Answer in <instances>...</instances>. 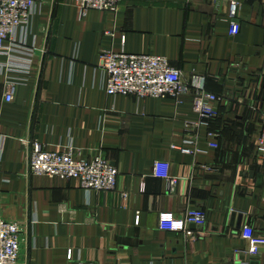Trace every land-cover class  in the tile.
<instances>
[{"label": "crops", "instance_id": "crops-1", "mask_svg": "<svg viewBox=\"0 0 264 264\" xmlns=\"http://www.w3.org/2000/svg\"><path fill=\"white\" fill-rule=\"evenodd\" d=\"M229 1L124 0L116 14L81 17L75 0H38L26 47L18 33L0 56V216L24 226L21 264H251L249 238H264V0H239L236 20ZM106 51L168 58L185 82L224 97L216 118L201 125L191 96H109ZM35 141L80 160L101 154L120 173L116 190L31 176ZM156 162L176 186L154 178ZM187 208L205 210L207 226L161 230L162 212Z\"/></svg>", "mask_w": 264, "mask_h": 264}, {"label": "built area", "instance_id": "built-area-1", "mask_svg": "<svg viewBox=\"0 0 264 264\" xmlns=\"http://www.w3.org/2000/svg\"><path fill=\"white\" fill-rule=\"evenodd\" d=\"M37 2L38 0H0V56H10L17 47H26L28 28L36 13ZM123 2L124 0H75L81 17L93 10L116 14ZM240 7L239 0L229 1V16L232 20H236ZM239 32L240 25L233 22L230 34L236 36ZM18 33L21 40L16 47L14 40ZM7 43L11 45L7 46ZM100 69L106 78L104 90L112 97L162 100L171 98L180 104L184 97L191 96L193 110L199 115L201 125L208 126L216 118L215 104L224 100V97L208 92L200 81L196 84L185 82L182 73L164 56L106 51L100 56ZM14 92L13 86L5 97L7 102H12ZM261 126L262 133L258 139L257 151L264 160V117ZM210 137L213 138L214 135L210 134ZM211 146L218 147L216 144ZM184 152L192 153L189 150ZM28 159L31 176L50 180H78L88 195L111 193L118 185V169L101 154L91 160H80L72 147L62 152L49 151L41 142L35 141L30 146ZM153 176L166 181L170 187L176 186L177 180L170 175V164L167 162H156L153 166ZM159 221L162 231L191 235L187 231L188 227H206L209 216L205 210L187 208L179 215L174 212H162ZM24 231L23 225L9 222L0 216V264H21ZM263 249L264 238L250 237L249 248L245 254L249 259L258 258L262 256L260 251ZM68 258L72 259L71 252Z\"/></svg>", "mask_w": 264, "mask_h": 264}, {"label": "water", "instance_id": "water-1", "mask_svg": "<svg viewBox=\"0 0 264 264\" xmlns=\"http://www.w3.org/2000/svg\"><path fill=\"white\" fill-rule=\"evenodd\" d=\"M242 220H243L242 214L238 215L234 213L231 218V224L234 225L237 221V227L240 228L243 223ZM260 252L263 253V251H260ZM242 260H244V258ZM250 260H251V264H256V261H258L259 259L257 257H254V258H250Z\"/></svg>", "mask_w": 264, "mask_h": 264}]
</instances>
